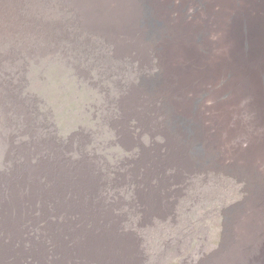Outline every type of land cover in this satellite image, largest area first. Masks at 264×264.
I'll use <instances>...</instances> for the list:
<instances>
[{"label": "rangeland", "instance_id": "374dc122", "mask_svg": "<svg viewBox=\"0 0 264 264\" xmlns=\"http://www.w3.org/2000/svg\"><path fill=\"white\" fill-rule=\"evenodd\" d=\"M131 12L0 0V264H264V158L201 95L195 145L171 130Z\"/></svg>", "mask_w": 264, "mask_h": 264}, {"label": "bare ground", "instance_id": "6f19581e", "mask_svg": "<svg viewBox=\"0 0 264 264\" xmlns=\"http://www.w3.org/2000/svg\"><path fill=\"white\" fill-rule=\"evenodd\" d=\"M125 1L160 58V78L144 86L169 102L171 130L194 144L196 129L178 116L199 117L207 98L206 112L228 148L264 158V0ZM177 89L188 102L174 98ZM195 95L203 98L199 107L190 100Z\"/></svg>", "mask_w": 264, "mask_h": 264}, {"label": "trees", "instance_id": "16d2710c", "mask_svg": "<svg viewBox=\"0 0 264 264\" xmlns=\"http://www.w3.org/2000/svg\"><path fill=\"white\" fill-rule=\"evenodd\" d=\"M25 114V113H24Z\"/></svg>", "mask_w": 264, "mask_h": 264}]
</instances>
